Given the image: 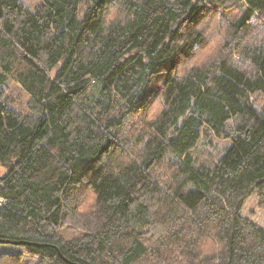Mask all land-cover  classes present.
<instances>
[{
    "label": "trees",
    "instance_id": "1",
    "mask_svg": "<svg viewBox=\"0 0 264 264\" xmlns=\"http://www.w3.org/2000/svg\"><path fill=\"white\" fill-rule=\"evenodd\" d=\"M252 194L264 0H0V264H264Z\"/></svg>",
    "mask_w": 264,
    "mask_h": 264
},
{
    "label": "rangeland",
    "instance_id": "2",
    "mask_svg": "<svg viewBox=\"0 0 264 264\" xmlns=\"http://www.w3.org/2000/svg\"><path fill=\"white\" fill-rule=\"evenodd\" d=\"M22 1L25 2L30 8H33L39 2V0H22ZM111 15L112 14L110 12V16ZM213 23L216 24V19L213 21ZM251 37L252 36L249 35L248 37L249 40L251 39ZM206 46L198 49L195 52L194 57H193L195 58L194 62L196 63L204 62L203 60L206 59V56L204 55L209 53L207 52ZM6 93H7V98L10 104L18 108L25 107L27 95L18 87V85L15 82L13 81L9 82ZM226 144H227L226 140L212 138L210 142L201 143L198 146L199 153L197 154L199 155L201 159L211 160L216 157V155L223 149V147ZM241 213L242 215L249 217L254 222H256L258 225L264 228V209H262L259 206L258 198L256 194H252L245 200ZM82 233L83 231L80 229L76 230V229H71L67 227H64L61 229V234L66 239H71V238L80 236ZM4 249L8 251H12V250H16L17 247L14 245L0 244V251ZM19 250H22V249H19Z\"/></svg>",
    "mask_w": 264,
    "mask_h": 264
},
{
    "label": "water",
    "instance_id": "3",
    "mask_svg": "<svg viewBox=\"0 0 264 264\" xmlns=\"http://www.w3.org/2000/svg\"><path fill=\"white\" fill-rule=\"evenodd\" d=\"M1 241V240H0ZM13 243H18L17 241H12Z\"/></svg>",
    "mask_w": 264,
    "mask_h": 264
},
{
    "label": "built area",
    "instance_id": "4",
    "mask_svg": "<svg viewBox=\"0 0 264 264\" xmlns=\"http://www.w3.org/2000/svg\"><path fill=\"white\" fill-rule=\"evenodd\" d=\"M2 202V200L0 199V203Z\"/></svg>",
    "mask_w": 264,
    "mask_h": 264
}]
</instances>
